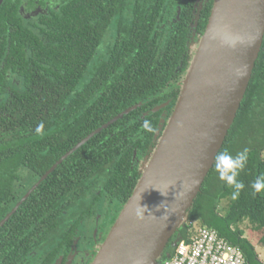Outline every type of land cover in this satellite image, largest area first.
<instances>
[{"label":"trees","instance_id":"trees-1","mask_svg":"<svg viewBox=\"0 0 264 264\" xmlns=\"http://www.w3.org/2000/svg\"><path fill=\"white\" fill-rule=\"evenodd\" d=\"M39 2L53 3L25 20L17 5L0 27V264H53L59 251L73 250L81 222L100 203L126 204L142 175L133 157L152 155L159 142L140 125L148 119L157 130L163 111L173 113L195 54L193 33L204 34L215 0L198 15L197 0ZM245 149L239 197L232 199L213 167L165 258L175 252L174 239L189 240L206 226L240 247L246 264H264L240 227L248 220L264 230V192L253 196L250 187L264 173V41L220 152Z\"/></svg>","mask_w":264,"mask_h":264},{"label":"water","instance_id":"water-1","mask_svg":"<svg viewBox=\"0 0 264 264\" xmlns=\"http://www.w3.org/2000/svg\"><path fill=\"white\" fill-rule=\"evenodd\" d=\"M263 41L264 0H215L174 111L165 128V119L161 120L155 135L159 142L92 264H159L187 223L235 122ZM137 108L120 113L65 157ZM180 240L176 238L172 246Z\"/></svg>","mask_w":264,"mask_h":264},{"label":"built area","instance_id":"built-area-1","mask_svg":"<svg viewBox=\"0 0 264 264\" xmlns=\"http://www.w3.org/2000/svg\"><path fill=\"white\" fill-rule=\"evenodd\" d=\"M159 264H246V258L240 247L215 229L202 226L190 234L189 240L181 239L174 254Z\"/></svg>","mask_w":264,"mask_h":264},{"label":"rangeland","instance_id":"rangeland-1","mask_svg":"<svg viewBox=\"0 0 264 264\" xmlns=\"http://www.w3.org/2000/svg\"><path fill=\"white\" fill-rule=\"evenodd\" d=\"M197 47L198 42L192 45L194 53L196 52ZM145 163H143V165ZM228 202V199H223L221 201L220 205L222 212H224L225 208L228 206ZM102 205L103 206L101 207V210H98V213L94 214L88 221L85 220L83 222L84 235L78 236V243H81L79 244V249L83 253V255H81L79 258L77 256L76 264H83L84 261L85 264H89L95 259L100 250V247L105 242L112 226L116 222L123 209V206H117L110 203L109 201L103 202ZM240 227L245 230L246 237L255 245L260 258L264 260V246L260 243V239L262 238L264 230H255L253 228V225L248 220L242 223ZM55 240L56 242H58L56 237L53 241ZM168 249L165 250V252L161 255L159 262L167 259L165 257L167 256V252L170 250Z\"/></svg>","mask_w":264,"mask_h":264},{"label":"flooded vegetation","instance_id":"flooded-vegetation-1","mask_svg":"<svg viewBox=\"0 0 264 264\" xmlns=\"http://www.w3.org/2000/svg\"><path fill=\"white\" fill-rule=\"evenodd\" d=\"M28 1L29 0H0V17H3L2 18V21L0 20V27L3 24V21L5 23L6 20H8L9 16L13 13L14 9L17 8V5H18V15L19 16H22V18L25 20V16L28 19H30V18L33 19L39 13H46L48 11L49 6L50 5L52 6V3H53L52 2L50 4V3L47 2V4L44 6L42 3L39 2V0H35V3L36 4H33V3L30 4ZM197 1H198V4H196V10H197V12L195 13L196 15L199 14V10L203 8L204 3L208 2L209 0H197ZM201 37H202V35H198L197 32L194 31V33H193V39L191 40V44H190L192 53H194L193 48H192V45L194 43L199 42V40L201 39ZM180 84H181V82H178V85H180ZM167 102L169 104L172 101L170 99ZM148 113L149 112H144L143 117L145 115H148ZM171 115L169 114V110L163 111V113L161 114V117H160V121H159L157 130L155 132V135H156L157 131L160 129L161 120L162 119H165V124H164V128H165V125L167 124V122H168V120H169V118H170ZM155 135H154V140H156ZM150 156H151L150 154H145V155H141L140 157H133V164L135 162V165L138 167V170L141 173L143 171L144 165L151 158ZM143 163H145V164L143 165ZM124 205L125 204L121 205L120 203L117 204V206H121V207L124 206ZM102 206H103L102 203H100V207L98 208V210H101V207ZM86 221H88V220H86ZM67 225H69V223H67L65 225V229L67 228ZM83 230H84L83 222H81L80 228L77 230V234H76L75 246L77 248H75V246H74L73 250L68 251V252L62 249L61 251H59L58 255L56 256V259H55V261H54L53 264H76L77 263V256L79 258L81 255H83V253L79 249V244H81V243H78L79 242L78 241V238H79L78 236L79 235H84L83 234L84 233ZM56 243L57 242L54 241L53 249L50 252H52L54 249H56V246H57ZM49 246H50V244H49ZM92 262H90L89 264H92ZM83 264H85V261H84Z\"/></svg>","mask_w":264,"mask_h":264},{"label":"clouds","instance_id":"clouds-1","mask_svg":"<svg viewBox=\"0 0 264 264\" xmlns=\"http://www.w3.org/2000/svg\"><path fill=\"white\" fill-rule=\"evenodd\" d=\"M44 128V124L40 123L36 132L40 133ZM141 132L155 133L156 129L152 125L151 121L144 119L140 125ZM248 150L245 149L235 156L230 154L228 151H221L217 153L214 158V167L218 173V177L221 181L225 183L226 186L233 189L231 195L232 199H237L241 191L245 188V184L237 179L239 175V170H243L248 162ZM252 189V195L264 192V173L260 174L253 180L250 184ZM177 247V246H176ZM175 248V247H174Z\"/></svg>","mask_w":264,"mask_h":264}]
</instances>
